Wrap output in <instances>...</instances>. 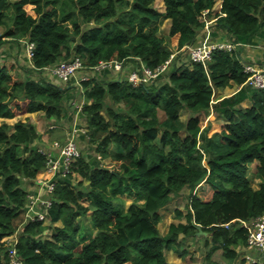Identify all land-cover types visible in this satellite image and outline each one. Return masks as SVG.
Listing matches in <instances>:
<instances>
[{"label":"trees","instance_id":"trees-1","mask_svg":"<svg viewBox=\"0 0 264 264\" xmlns=\"http://www.w3.org/2000/svg\"><path fill=\"white\" fill-rule=\"evenodd\" d=\"M0 0V48L7 39L34 42L33 67L43 71L81 56L86 66L120 59L157 69L174 53L198 41L203 13L217 0ZM214 25L221 40L256 45L264 41V0H222ZM169 19L167 38L159 35ZM26 46V42L24 45ZM238 46L216 49L207 64L175 60L155 80L133 84L124 76L82 80L86 137L96 155L82 153L65 175L55 177L46 220H27L29 191L23 187L48 165L41 133L31 120L0 124V264H14L4 237L17 233L22 264H173L165 251L177 245L181 257L189 237L202 239L204 264L224 259L247 262L242 247L249 229L243 221L264 214V87L246 83ZM179 57V56H177ZM15 65L0 62V117L43 112L61 119L72 87L44 77L23 78ZM240 86L215 99L217 90ZM110 98L114 105L106 104ZM248 101V104H244ZM189 112L182 118L181 111ZM215 114L222 128L210 133L202 115ZM100 157H99V156ZM110 158L119 168L104 163ZM258 161L255 187L250 165ZM189 187L186 212L166 234L164 209ZM132 201L127 205L123 197ZM89 216L95 232H81ZM62 224H58V222ZM198 225L208 234L197 235ZM46 231L48 233H46ZM250 264H264L260 262Z\"/></svg>","mask_w":264,"mask_h":264},{"label":"built area","instance_id":"built-area-1","mask_svg":"<svg viewBox=\"0 0 264 264\" xmlns=\"http://www.w3.org/2000/svg\"><path fill=\"white\" fill-rule=\"evenodd\" d=\"M212 12L211 9L204 10L203 19L206 22L205 27L199 34L198 41L184 45L180 51H187L188 56L194 62L207 64L211 59L212 53L216 49L232 50L238 46L249 47L256 46L251 44H244L234 41L233 38L227 40H221L214 36L213 23L214 19L210 20L207 15ZM222 12L221 10L219 13ZM219 13L217 16L219 17ZM218 19V18H217ZM216 19V21H217ZM215 21V22H216ZM212 29V30H211ZM202 33V34H201ZM26 42L28 59L32 63L34 56L35 44L31 41ZM173 53L171 57L157 69H151L141 60H138L136 64L131 61L120 60L117 58L109 60H101L95 66H86L81 56H76L70 60H62L55 65L50 66L54 75L65 81L72 80L80 76L82 79L98 76V73L109 72L111 75L126 76L130 82L135 85L140 83H149L155 80L161 73L168 69L170 62L174 58ZM241 58L244 65V70L249 74L246 83L252 87H264V66L257 63L256 59H247L244 54L241 53ZM132 63V64H131ZM134 64V65H133ZM81 73L82 75H79ZM84 104V102L82 103ZM80 109L83 105L78 106ZM83 133V132H81ZM77 129H74L67 137L64 143L56 141L53 145L54 151H45L48 155V165L44 173L49 175L44 179H41L42 183L35 192L29 194V203L26 209L27 220H46L47 209L52 204L51 193L54 190L55 182L54 178L60 175L68 173L73 163L81 156V146L78 142L77 136L81 134ZM249 229L248 244L245 257L247 264L250 263H264V214L253 218L249 221H243ZM5 241V239H3ZM16 240H13L9 245V252L14 264H22L21 259L17 256V250L15 248Z\"/></svg>","mask_w":264,"mask_h":264},{"label":"rangeland","instance_id":"rangeland-1","mask_svg":"<svg viewBox=\"0 0 264 264\" xmlns=\"http://www.w3.org/2000/svg\"><path fill=\"white\" fill-rule=\"evenodd\" d=\"M155 5L160 10L164 11L165 5H164L163 0H156ZM221 9H222V0H217L215 5L211 9L212 12H210L207 15V18L210 20L214 19L216 21V19L218 18L217 14L219 13V11ZM215 21L213 23L212 28H216V27H214V25L216 24L217 21L216 22ZM169 28H170V20L167 19L161 24V27L159 30V35L167 38ZM0 32H2V29L0 30ZM176 39H177L176 36H173L170 39L171 40V47H172L174 54L176 56V57L174 56L175 57L174 59L177 61H179V59H180V60L184 61V63L186 61L189 62L187 60L189 57L188 52L187 51H180L179 52L177 46H174V44H176ZM3 44H4L3 47H5L7 45H9V47H11L9 50L6 49L3 52V53H7L6 51H8L9 53H11V56L10 55H8V56L2 55L0 58L1 59L0 62L6 63L8 61L7 59H9V60H14L15 63H22L24 65L21 64L20 67L22 70H20V73H21V76H23V78H26V77L41 78V77H44L46 79H50L52 81H55L56 83H58L60 85L70 86V87H72V91H73L72 95L74 96V98H71L70 101L66 102L67 110H66V114L63 116L64 118L62 117L63 119L47 118L43 112L27 113V112L23 111V112H18V114L13 118H6L5 121H8L11 124L15 123L16 121H18L20 119H22V120L28 119V120H31L32 122H34L37 126V129L41 133V139L39 141V144L45 151H49V150L52 151L49 144L52 143V145H54V140L61 142V143H64L66 141L67 137L69 136V134L74 129H77L78 132L79 131H80V133L83 132L77 136L78 142L81 146L82 153L86 154L87 156L96 155L97 151L95 149V145H93L89 141V136L86 137L84 134L87 131L86 119L81 116L80 111L82 108L80 109V107H78V106L83 105L82 103L85 100L84 87H83L82 80H81L82 78L80 76H78L77 78H74L72 80L65 81L63 79H60L58 76L54 75L50 66L46 67L43 71H36V70L35 71H28L27 69H29L30 67L32 68L33 64L30 63V61L28 59L27 46H23V44L21 45V42L18 41V39H8V40L6 39ZM255 48L260 49V50H264V41H260L258 44H256ZM258 55H262V53H260ZM177 56H179V57H177ZM136 59H137V61L141 60L139 58H136ZM255 59H256L257 63L259 62V64L261 63L260 61H262V62L264 61L258 56H256ZM27 60H28V64L26 63ZM134 64H136V62ZM261 64H262V66H264L263 63H261ZM28 65H30V66H28ZM93 74L94 73H92L90 76L92 77ZM79 75H82V74L79 73ZM98 75H99L100 79H103L106 77L105 72H103L102 74L98 73ZM121 77H124V75L123 76H116V74L112 75V78H116V79H120ZM237 86L238 85H234L232 87H227L225 89H221V91L217 90L215 92V99H217L220 96H223L225 94L232 93L233 91H235L237 89ZM106 104H108V105L113 104L112 100L109 97L106 99ZM114 106L115 107H122L123 103L116 104ZM181 114H182V118L185 120L189 116V112L185 109L181 111ZM221 120L217 119L215 114H213V113L210 115H204V114L202 115V125H203V127H206L210 123L211 124V129H210L211 134L215 131L221 130V128H222ZM3 121L4 120H1L0 124ZM53 152H55V151L53 150ZM103 161H104L105 165H107L111 168H115V169L119 168V166L115 162H113L110 158H105ZM258 163L259 162L256 161L255 163L250 165V176L252 177V182H253V185L255 187H258L259 183H260V179L257 178L256 174H255ZM23 187L25 189L26 188L30 189L29 191H31V192H35L37 189H39L38 185H35L34 182H32V181L25 182L23 184ZM190 193H191V190L189 187H187L182 191V193H180L179 195H177L173 198V201L171 203L172 207L170 208L172 211L171 212L172 215H173V212L175 211V209H181L182 208L181 210L186 211L187 205L189 202ZM123 197L126 199L127 205H129L132 201V197H128V195H124ZM168 208H166V210H168ZM166 210H164V212H163L165 218L162 219V221L159 223L160 229L162 232L166 231V229L169 226V222L172 220L171 218H169L167 216V214H165V212H167ZM173 219H174L173 222H178L180 218H177L176 215H173ZM80 223H81V232L83 234H85L86 236H90L95 232V227H94L89 216L81 217ZM58 224L61 225L62 222L60 221V222H58ZM46 233H48V232L46 231ZM3 239H5V244L11 243L13 240L17 239V233L10 235V236H7V237H4ZM193 240L197 241V242H194L195 246H192L193 250L191 251V253H193L194 256H196V254H198L203 259L204 253H205V249L203 248V240L197 239V238H193ZM183 247H185V245H183ZM218 259L220 262L219 264H226L228 261V260L224 259L223 255L218 256Z\"/></svg>","mask_w":264,"mask_h":264},{"label":"crops","instance_id":"crops-1","mask_svg":"<svg viewBox=\"0 0 264 264\" xmlns=\"http://www.w3.org/2000/svg\"><path fill=\"white\" fill-rule=\"evenodd\" d=\"M165 7V6H164ZM21 42V45L23 44L24 45V40H22V41H20ZM4 45V44H3ZM3 45L1 46V48H0V58H1V56L2 55H10L11 56V53H9L8 51H6L7 53H3L6 49H10L11 47H9V45H7V46H5V47H3ZM260 53H262V55H258V54H260ZM242 54H244L245 55V57L247 58V59H255L256 58V56H258V57H260L262 60H264V50H260V49H257V48H255V46H249V47H245V49L242 51ZM256 56H255V55ZM1 60V59H0ZM8 61L6 62V64L7 65H10L11 63H13L14 65H15V70L13 71V72H20V70H22L21 69V64L22 63H15V61L14 60H9V59H7ZM30 61V60H29ZM261 63H263L264 64V61L262 62V61H260ZM26 63L28 64V60L26 61ZM31 63V62H30ZM259 63V62H258ZM260 63V64H261ZM22 65H24V64H22ZM28 66H30V65H28ZM31 68V67H30ZM28 70V69H27ZM240 88V86H237V89H239ZM236 89V90H237ZM235 90V91H236ZM221 91V90H220ZM235 91H233V92H235ZM232 92V93H233ZM231 94V93H230ZM225 95H229V94H225ZM225 95H223V96H225ZM244 104H248V101H246ZM64 118V117H63ZM63 118H61V119H63ZM6 118H3V117H0V121L1 120H5ZM56 142V140H54V143ZM49 146H50V148L52 149V150H54L53 148V145H52V143L51 144H49ZM49 174L48 173H44V171H41L39 174H38V176H37V178L34 180V184L35 185H38V187L39 186H41L42 185V183L40 182V180L41 179H44L45 177H47ZM28 189V188H27ZM28 190H30V189H28ZM173 201V200H172ZM172 201L165 207V209H163V210H161V213H162V215H163V219L165 218L164 217V210H166V208H168V210H166L167 212H165V214H167V216L169 217V218H171L172 220L169 222V226H170V224L173 222V215H176L175 213H176V211H177V209H175V211L173 212V215L171 214V203H172ZM170 209V210H169ZM182 209V208H181ZM184 212H186V211H184ZM180 221H182V222H185L186 221V218L185 217H183V218H181V219H179V221L178 222H180ZM169 226H168V228L166 229V231L165 232H162L161 231V229H160V231L163 233V234H166L167 232H168V230H169ZM159 228H160V225H159ZM206 235V234H205ZM194 242H197V241H194L193 240V237H189L186 241H184V245H185V248H187V249H189L190 251H192L193 250V247L192 246H195V243ZM189 245V246H188ZM177 245H175V246H173L171 249H167L166 251H165V254H166V257H167V260L169 261V262H171V263H173V264H204V262H203V259L198 255V254H196V256H195V259L194 260H191L189 257H181L180 255H179V253L177 252ZM241 250L242 251H244V253L246 254V252H249V251H247V249L246 248H244V247H242L241 248ZM220 255H222V251L221 250H219V251H217L216 253H215V255H214V260H216V264L218 263H220L219 262V259H218V256H220ZM127 264H131V263H127ZM226 264H240V259L239 260H235V261H227V263ZM245 264H247V262L245 263Z\"/></svg>","mask_w":264,"mask_h":264},{"label":"water","instance_id":"water-1","mask_svg":"<svg viewBox=\"0 0 264 264\" xmlns=\"http://www.w3.org/2000/svg\"><path fill=\"white\" fill-rule=\"evenodd\" d=\"M201 234H208L206 231L203 230L201 225H198V231H197V235H201Z\"/></svg>","mask_w":264,"mask_h":264}]
</instances>
